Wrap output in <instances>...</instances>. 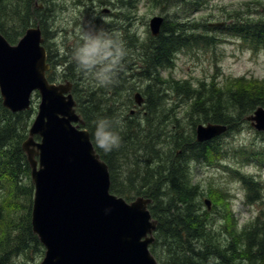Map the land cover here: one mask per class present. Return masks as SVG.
Here are the masks:
<instances>
[{"label":"trees","instance_id":"1","mask_svg":"<svg viewBox=\"0 0 264 264\" xmlns=\"http://www.w3.org/2000/svg\"><path fill=\"white\" fill-rule=\"evenodd\" d=\"M2 1V35L11 44H16L31 26L32 15H37L38 19H35L43 29L44 46L51 62L50 46L46 41L54 33L47 31L46 26L48 13L52 10L31 11L32 0H18L23 10L15 7L12 13L4 12ZM93 1L99 6L107 3V0ZM114 1V6L137 8L140 0ZM213 1L150 0L154 9L172 10V20L166 16L160 34L157 37L149 34L144 39L136 33L131 34L130 27L111 19L97 18V29L105 28L109 34L125 32L119 38L127 51L123 68L115 82L106 87L80 73L71 58L72 53L59 58L56 65L51 63V71L47 74L51 82L69 81L73 84L76 111L84 120L96 151L109 167L111 192L126 201L137 196L151 199L149 209L158 222L157 242L168 244L164 257H156L160 264H264V215L257 216L249 227H239L238 230L234 217L224 213L223 222L218 227L209 211H201L199 202L203 194L191 181V161L224 158L218 140L196 141V126L227 125L230 132L236 120L246 122V116L258 107H264V93H255L254 87L248 86L243 78L227 77L225 82H199L195 86L191 80L177 81L171 75L162 77V72L174 69L180 51L216 42L215 38L200 33L201 27L212 30L207 25L198 22L190 25L189 22ZM252 1L245 4L249 10L228 14L225 21L230 24L225 23L220 29L256 53L264 51V12L252 10L251 4H262ZM123 17L129 18L127 15ZM13 21H19V30L12 28L16 27L11 26ZM6 24L10 28L5 27ZM116 35L119 37L120 34ZM59 64L64 65L61 76H58ZM138 92L144 99L141 106L134 99ZM173 96L183 98L178 103L188 104L185 115L193 122L191 134L178 126V104L172 108L168 106L169 98ZM132 108H137L133 114ZM35 114L34 106L25 112L12 113L3 106L0 96V264H15V260L22 256L26 259L23 264H39L38 260L44 255V248L32 231L34 186L29 162L22 150ZM173 117L172 123H168V118ZM104 118L114 122L113 130L121 137L120 147L109 153L97 148L94 139L96 122ZM242 153L246 163L254 162L264 167V146L259 151L242 149ZM130 161L135 168L122 171V164ZM221 163L220 159L208 164ZM234 174L246 188L249 203L262 198L260 182L238 171ZM153 245L150 250L155 254Z\"/></svg>","mask_w":264,"mask_h":264},{"label":"water","instance_id":"2","mask_svg":"<svg viewBox=\"0 0 264 264\" xmlns=\"http://www.w3.org/2000/svg\"><path fill=\"white\" fill-rule=\"evenodd\" d=\"M163 23L160 16L151 19L153 36L160 34ZM43 43L39 27L29 28L17 45L0 33L3 106L12 113L25 112L33 95L40 98L22 150L34 186L32 231L45 248L41 264H159L150 252L158 224L148 209L151 199L129 203L111 193L109 167L76 112L73 84L47 78L50 65ZM135 102L143 104L140 93ZM246 121L264 133V108ZM227 131V125L201 124L196 140L209 142ZM205 203L210 209L211 202Z\"/></svg>","mask_w":264,"mask_h":264},{"label":"rangeland","instance_id":"3","mask_svg":"<svg viewBox=\"0 0 264 264\" xmlns=\"http://www.w3.org/2000/svg\"><path fill=\"white\" fill-rule=\"evenodd\" d=\"M256 1H260L262 4L253 3L251 4V9L263 13L264 0ZM31 2V11H41L44 9L52 10L51 13H48L49 18L46 26L47 31L51 30L54 33L50 35L51 39H47L46 41V45L50 46L51 51L50 66L51 63L56 65V63H58L57 60L62 56H67V54L73 52L74 47L80 42L79 34L81 29L85 26V23L91 24V26L97 29V18L105 19V21L111 19L124 27L128 25L127 28L130 27L131 34L136 33L139 38L144 39L151 34L149 22L153 17L167 16L169 20H172L173 13L172 10H166L164 12L162 9L152 8L150 0H140L137 2V8H126L120 5L114 6L116 3L114 0H107L106 5L100 6L97 2H91V0H32ZM248 2L253 1L214 0L210 3L208 8L200 13H196L195 17H191V21H189L190 25L195 22L207 25L212 30L201 27L200 33L215 38L216 42L212 45L180 51L174 69L162 72V77L167 78V76L169 77L171 75L175 78L174 80L177 81L191 80L195 86H198L197 84L199 82H225L227 77H235L236 79L243 78L248 86L254 87V89H252L255 93H264V51L261 50L255 53L251 48L243 45L237 38L225 35L220 29V27L225 26V23L230 24L228 20L225 21L228 14H233L237 11L241 12V10H249V6L245 5L248 4ZM2 3L4 5V12L9 11L12 13L16 8L23 10L21 8L23 5L19 3L18 0H3ZM78 3H82L83 6H77ZM24 5L26 7V2ZM54 5H56L55 8ZM40 6H42L43 9H40ZM46 12L47 11H45V13ZM124 15H127L129 18L125 19L121 17ZM35 18L38 19L37 15L33 14L30 27L38 24ZM213 24L216 26H211ZM11 26H16L12 27L14 30H19L21 28L19 21H13ZM5 27L10 28V25L6 24ZM40 28L43 30L41 26ZM102 29L104 32L108 33L105 28ZM122 32L125 33L124 31L117 32V34H120L119 38L123 37L121 34L125 35ZM22 37H20V39ZM220 40L222 41L220 42ZM53 44L54 47L51 46ZM57 68H60L58 69V76H61L62 72H64V65L59 64ZM137 74L139 76V71ZM124 92L126 93V89H124ZM169 99L168 106L170 108L178 104L176 105L178 106L176 109L178 126L186 129V133L191 134L193 122L188 115H185L188 104L178 103V100H183L181 97L173 96ZM38 103L39 99H36L33 104L36 113ZM132 110H137V108H132ZM35 116L36 114L34 118ZM173 119L174 117L168 118L167 122L172 123ZM234 123L233 129L219 138L217 142L223 151L224 158L222 159L221 156H218L214 160L221 159L222 163L220 165L208 164L213 163L214 160L210 161L206 158H203L204 161H191V181L193 185L200 188V192L203 194L201 202H199L202 209L201 211H209L210 215H213L212 219H215V225L218 227H220L223 222V214H229L237 221L238 225L236 227L239 230V227H249V224L254 222L260 214L264 215V197L262 196L257 202L249 203L247 200L248 194L246 188L241 183V179L234 174L235 171H238L241 175L255 178L256 181L261 183L262 193V188L264 187V167L257 166L254 162L246 163L242 149H247L249 152L253 148L257 151L261 150L264 146V134L257 133L249 123L244 121L236 120ZM126 163L124 162L122 164V171L135 168V166L132 165L133 161ZM4 178L6 177L4 176ZM142 197L145 198V196ZM121 198L125 199L124 197ZM206 200L211 202L210 210L207 209L205 204ZM132 201L133 200L129 201V203ZM232 225L229 226L230 231H232ZM157 235L158 230L154 234L156 241L153 245V252L155 253L153 255L155 258L157 256L164 257V252L168 249L167 243L165 244L160 240L157 242ZM166 256H168V253ZM171 256L173 257V255ZM43 257L38 260L39 264ZM25 261V257L22 256L18 260H15L14 263L23 264Z\"/></svg>","mask_w":264,"mask_h":264},{"label":"clouds","instance_id":"4","mask_svg":"<svg viewBox=\"0 0 264 264\" xmlns=\"http://www.w3.org/2000/svg\"><path fill=\"white\" fill-rule=\"evenodd\" d=\"M127 51L116 34H109L86 24L80 32V42L72 52L77 70L99 86L106 87L115 82ZM113 121L107 118L96 122L94 139L96 147L105 153L118 149L121 137L113 130ZM119 124V121H115Z\"/></svg>","mask_w":264,"mask_h":264},{"label":"bare ground","instance_id":"5","mask_svg":"<svg viewBox=\"0 0 264 264\" xmlns=\"http://www.w3.org/2000/svg\"><path fill=\"white\" fill-rule=\"evenodd\" d=\"M87 3V2H86ZM106 4V3H105ZM122 9V8H121ZM124 10V9H123ZM116 11H117V9H116ZM111 12V11H110ZM114 12H115V10H114ZM118 12V11H117ZM112 13V12H111ZM117 14V13H116ZM122 14V13H121ZM112 15V14H111ZM110 15V16H111ZM113 15H115V14H113ZM120 17V16H119ZM121 17H123V16H121ZM164 20H165V17H162ZM122 19V18H121ZM126 19V18H125ZM83 21V20H82ZM112 21H114V20H112ZM131 21V20H130ZM114 22H116V21H114ZM84 23V22H83ZM125 23V22H124ZM123 23V24H124ZM122 24V23H121ZM84 25V24H83ZM85 25H86V23H85ZM127 25V24H126ZM125 25V26H126ZM119 26V25H118ZM126 27H128V25L126 26ZM122 29H123V27H122ZM124 30V29H123ZM127 30V29H126ZM116 32V31H115ZM123 33V32H122ZM116 34H117V32H116ZM124 34V33H123ZM119 35V34H118ZM120 36V35H119ZM121 36H124V35H122L121 34ZM123 39H125V38H123ZM124 43V42H123ZM51 46H53L54 47V44L53 45H51ZM74 46H75V44H74ZM58 48V47H57ZM72 48V47H71ZM54 50H56V49H54ZM69 50V49H68ZM72 50V49H71ZM56 52V51H55ZM68 53V52H67ZM70 53V52H69ZM68 55V54H67ZM139 93V92H138Z\"/></svg>","mask_w":264,"mask_h":264},{"label":"flooded vegetation","instance_id":"6","mask_svg":"<svg viewBox=\"0 0 264 264\" xmlns=\"http://www.w3.org/2000/svg\"><path fill=\"white\" fill-rule=\"evenodd\" d=\"M221 138V137H220ZM219 139V137L218 138H216V139H213L212 141H215V140H218ZM212 141H209V142H212Z\"/></svg>","mask_w":264,"mask_h":264}]
</instances>
